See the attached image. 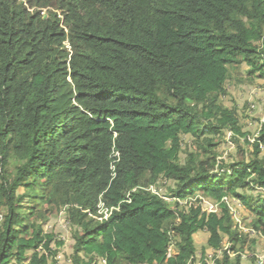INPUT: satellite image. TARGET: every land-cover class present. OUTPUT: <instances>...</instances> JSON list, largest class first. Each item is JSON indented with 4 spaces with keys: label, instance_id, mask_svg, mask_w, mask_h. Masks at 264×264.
Returning <instances> with one entry per match:
<instances>
[{
    "label": "trees",
    "instance_id": "obj_1",
    "mask_svg": "<svg viewBox=\"0 0 264 264\" xmlns=\"http://www.w3.org/2000/svg\"><path fill=\"white\" fill-rule=\"evenodd\" d=\"M244 65L264 78V0H0V264H58L61 211L73 264H208L201 231L214 264H264L243 258L264 239V122L243 147L222 103Z\"/></svg>",
    "mask_w": 264,
    "mask_h": 264
},
{
    "label": "rangeland",
    "instance_id": "obj_2",
    "mask_svg": "<svg viewBox=\"0 0 264 264\" xmlns=\"http://www.w3.org/2000/svg\"><path fill=\"white\" fill-rule=\"evenodd\" d=\"M248 70L249 67L246 65L235 67L231 70L232 76L227 85L229 93L222 100V103H224L225 106H228L229 108L236 107L239 112L242 131L245 133V135L241 137L240 142V145H242L243 147L247 146V142L249 144H252L249 140L255 139L256 134L261 127V123L264 120V78L258 77L259 74H257L252 77L253 80H248ZM183 139L185 143L184 148H187L191 143L190 137L184 136ZM237 145L238 144L230 134L224 140H222V144L218 148V152L220 155V157H218V165H220L224 160L227 162H233L234 160L239 158V149ZM262 147L264 150V144L262 145ZM215 170L224 171L225 169L217 167ZM160 185L158 186V188L160 189L161 194L164 197H169L170 194L168 193V190L161 187ZM22 192L23 190H21V193ZM169 200V202H177V200L174 199ZM199 200H201L202 203L194 200V205H202L204 210L207 211H217V207L214 203L211 202L208 196L200 197ZM229 201L231 202L230 205L235 218V222L239 224L244 232L248 233V230L250 229L249 223L251 221V215L246 210V208H243L240 205L241 203L237 200L231 201V199H229L228 202ZM177 203L179 204V206H184L186 204L185 201H179ZM103 206L104 205L100 203L98 209ZM189 206L190 204L188 205V207ZM43 208L44 210L47 209V207ZM106 214H108L107 209H101L98 212L99 216L103 215L102 219L104 220ZM92 216L97 219L94 214H92ZM69 225L70 222L68 221L66 213L64 211L52 214L47 222L43 225L44 231L46 233H55L58 235L57 238L60 241L64 242L61 253H59L58 255V264H73L72 254L74 253V250L72 244H74L75 241L73 239V236H70L72 234V229L70 228L71 226L69 227ZM208 241L209 236L204 231H201L195 235V244L198 249L197 258L200 261L202 259V253L205 250L206 256L209 258L207 259L208 264H214L215 251H213L211 247H208ZM225 243L226 246H228V243ZM56 247L57 246H55V248ZM206 247L207 250L205 249ZM254 254H256L258 257L263 258L264 260V239L260 240L259 244L256 245L255 250L253 248L250 250L249 245H246L243 250V258H249ZM100 264H105L104 260H102Z\"/></svg>",
    "mask_w": 264,
    "mask_h": 264
},
{
    "label": "clouds",
    "instance_id": "obj_3",
    "mask_svg": "<svg viewBox=\"0 0 264 264\" xmlns=\"http://www.w3.org/2000/svg\"><path fill=\"white\" fill-rule=\"evenodd\" d=\"M264 122V120L262 121V123ZM231 135V134H230ZM231 137H232V135H231ZM251 143H253L254 141H255V139H253V140H249ZM150 191H152L153 193H155V194H158V193H160L161 194V191H160V189L158 188V187H152V188H150L149 189ZM161 196H163L162 194H161ZM164 197V196H163ZM165 199L166 200H168V201H170L169 199L170 198H166L165 197ZM101 209H108V208H104V207H102ZM102 217H103V215H101V218L100 219H102Z\"/></svg>",
    "mask_w": 264,
    "mask_h": 264
},
{
    "label": "built area",
    "instance_id": "obj_4",
    "mask_svg": "<svg viewBox=\"0 0 264 264\" xmlns=\"http://www.w3.org/2000/svg\"><path fill=\"white\" fill-rule=\"evenodd\" d=\"M107 211H108V214L105 215V219H107V218L109 217L110 213H111V212H109L108 209H107ZM263 256H264V255H263ZM258 258H260L261 260H263V258H261V257H258Z\"/></svg>",
    "mask_w": 264,
    "mask_h": 264
}]
</instances>
